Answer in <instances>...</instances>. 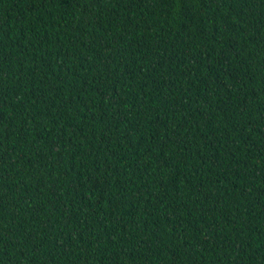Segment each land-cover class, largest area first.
Returning <instances> with one entry per match:
<instances>
[{
  "label": "trees",
  "instance_id": "16d2710c",
  "mask_svg": "<svg viewBox=\"0 0 264 264\" xmlns=\"http://www.w3.org/2000/svg\"><path fill=\"white\" fill-rule=\"evenodd\" d=\"M0 264H264V0H0Z\"/></svg>",
  "mask_w": 264,
  "mask_h": 264
}]
</instances>
